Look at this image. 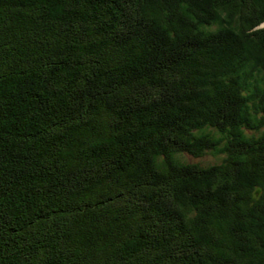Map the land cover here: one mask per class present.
Returning a JSON list of instances; mask_svg holds the SVG:
<instances>
[{"label": "trees", "instance_id": "1", "mask_svg": "<svg viewBox=\"0 0 264 264\" xmlns=\"http://www.w3.org/2000/svg\"><path fill=\"white\" fill-rule=\"evenodd\" d=\"M0 264H264V0H0Z\"/></svg>", "mask_w": 264, "mask_h": 264}]
</instances>
